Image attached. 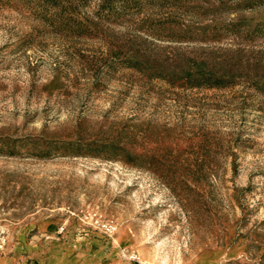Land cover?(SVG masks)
<instances>
[{
  "label": "rangeland",
  "instance_id": "rangeland-1",
  "mask_svg": "<svg viewBox=\"0 0 264 264\" xmlns=\"http://www.w3.org/2000/svg\"><path fill=\"white\" fill-rule=\"evenodd\" d=\"M0 264H264V0H0Z\"/></svg>",
  "mask_w": 264,
  "mask_h": 264
},
{
  "label": "built area",
  "instance_id": "built-area-1",
  "mask_svg": "<svg viewBox=\"0 0 264 264\" xmlns=\"http://www.w3.org/2000/svg\"><path fill=\"white\" fill-rule=\"evenodd\" d=\"M115 229H116V226H114V225H110V226L108 227V230H109L111 233H113V232L115 231Z\"/></svg>",
  "mask_w": 264,
  "mask_h": 264
}]
</instances>
